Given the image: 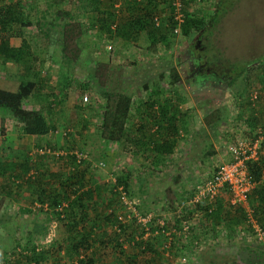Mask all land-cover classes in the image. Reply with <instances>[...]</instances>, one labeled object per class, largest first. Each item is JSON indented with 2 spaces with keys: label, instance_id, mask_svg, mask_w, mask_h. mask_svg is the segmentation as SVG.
<instances>
[{
  "label": "rangeland",
  "instance_id": "374dc122",
  "mask_svg": "<svg viewBox=\"0 0 264 264\" xmlns=\"http://www.w3.org/2000/svg\"><path fill=\"white\" fill-rule=\"evenodd\" d=\"M6 1L0 0V3ZM108 1H101V10L107 8ZM116 2L114 0L113 5ZM22 6L30 16L23 20L28 24L22 32L16 25H12L11 30L15 32L14 38L25 37L37 54L36 72L28 73V77H62L68 83L70 94L65 100L71 107L68 109L66 105L68 113L63 115L59 112L57 116L60 117L58 125L70 129L68 138L73 143L67 149L82 150L92 159L104 161L103 165L86 172L91 199H83L81 206L73 209L77 230L85 231L93 226L92 246L86 253L96 256L97 264H127L126 257L132 255L144 264H233L235 261L241 263V260L243 264L247 261L264 264V236L258 239L249 231L245 232V222L233 225L236 230L229 234L224 232L223 224L217 225L213 233L203 210L193 207L191 216L194 223L191 227L194 231L190 235L180 228V219L186 218L175 216L180 213L178 207L185 199L183 194L186 190L206 177L223 158L222 152L218 156L214 152L206 153L208 135L213 139L214 151L215 145L220 151L219 148L223 149L233 138L230 135L243 131L245 124L248 126L244 118L252 112L264 122V60H259L264 56V0H187L185 7L195 18L206 20L210 13L218 10L210 38L206 33L193 38L179 33L168 35L167 46L159 44L155 47L139 33L129 40L119 34L105 38L101 32L90 28L93 17L89 0H63L62 3L58 0H24ZM60 7L69 10L71 17L60 16L59 26L51 27L48 19ZM34 15L42 34L34 31ZM62 31L64 37L60 35ZM107 40L112 45L110 52L104 50ZM206 49L208 56L198 59L197 55ZM223 61L237 69L246 61L249 63L246 62L242 68L239 81L214 85L211 77L215 76L214 71ZM23 72L21 64L0 58V77H27ZM93 77H100L101 84L105 82L108 88L122 90L134 97L151 91L161 94L163 98L159 96V100L153 102L168 104L181 119L180 127L183 126L182 135L178 133V137L182 139L180 144L186 146L177 152L180 156L197 157L199 162H194L197 166L192 169L194 165L185 158L188 160L185 164L178 160L161 163L154 169L151 164L135 160L131 154L132 147L129 149V144L124 141L117 145L104 144L98 136V124L105 99L97 94ZM174 77L177 78L171 83ZM200 86L204 87L201 92L198 91ZM251 91L257 93L252 102L248 95ZM84 95L86 101L80 103ZM53 97L50 94L48 100ZM58 98L55 95L57 105ZM57 105H53V109H57ZM0 112L4 113L2 109ZM102 152L106 158L100 157ZM47 163L50 164L49 161ZM182 165L184 169H181ZM70 166L68 156L65 159L56 157L48 169H58L61 179H64L70 175ZM123 168L130 174L124 194L133 200L130 209L133 205L132 213L143 218V225L136 222L133 215L127 218L131 210L121 203L119 196L123 190L117 189L120 186L113 187L115 176ZM178 170L184 174L177 173ZM172 176H176V181ZM13 180L0 177V195L11 193L13 196L21 191L20 186L26 193L22 199L6 200L0 196V264H27L21 255L32 247L49 249L50 254L38 264L75 263L76 256L70 250L71 233L64 227L70 221L67 211H63L62 216L56 215L36 200L38 190L33 182L21 181L20 184ZM179 182L184 187L183 191L178 188ZM165 187L169 189L167 195L163 193ZM113 191L115 194L112 195ZM76 192L74 190L72 196ZM253 198L250 197L249 203L252 207H259L254 209V217L264 227V205ZM223 206L224 210L233 211L225 203ZM110 210L124 217L129 227H136L132 237L130 229H126L118 242L109 238L116 231V224L104 223L103 215ZM83 213L86 217L81 221ZM222 214L228 216V212L223 211ZM147 216L149 220H146ZM162 218L170 222L169 228L161 231L159 221ZM170 225L177 230H171ZM142 228L144 230L140 233ZM133 237L143 240L144 248L134 244Z\"/></svg>",
  "mask_w": 264,
  "mask_h": 264
},
{
  "label": "trees",
  "instance_id": "16d2710c",
  "mask_svg": "<svg viewBox=\"0 0 264 264\" xmlns=\"http://www.w3.org/2000/svg\"><path fill=\"white\" fill-rule=\"evenodd\" d=\"M58 1L61 3L63 2V0ZM101 1L102 0H89L91 5L90 10H92L91 14L93 17V19L89 23L90 28H93L95 31L101 32L105 38H113L114 35L119 34L123 38H126L128 40L132 38L134 39L138 32L142 31L144 33L145 40L148 43L154 45V47L159 44L167 46V42L169 40L168 35H173L172 29L175 25V21L170 15L171 7L168 3V0H123V3H120V6L118 7H114V0H109L108 5L106 6L107 8H105L104 10H101ZM186 2L187 0H183L185 17L183 23L180 26V35L193 38L197 35L199 36L202 33H206V36H209L210 38L212 28L214 27L213 22L218 17V10H214L213 13H210L209 17L206 20L202 18H195L191 14V12L186 9ZM159 3H162L161 7ZM24 14L25 17L28 16L26 15V13ZM155 14H158L160 16L161 20L159 24H155L153 20V15ZM62 15L69 16V18L71 17L69 10L60 7L58 8V11H55V13L51 15V18L48 19V24L51 27L59 26L60 22L58 20ZM23 20V6L20 0L0 3V58L3 60L12 61L16 64H21L24 69L23 73L28 77V73L32 72L31 74H35L36 72V66L38 62L37 54L32 51L30 43L24 38L21 39L20 44L16 47L11 46L8 43V36L10 35V31L13 27L12 25H16L17 27L27 25L28 22L25 21L23 23ZM112 23H115V29L110 28V25ZM36 26L38 31L42 34V28L41 26H38L37 20ZM60 35L64 37L63 31L60 32ZM209 45L210 43L207 44L208 48H210ZM206 50H203L200 55H197L198 59H201L203 56H208V50L207 54ZM259 60L263 62L264 56H262ZM248 61L250 60L248 59ZM224 62L225 61L221 62V66L217 71H214L215 76L211 77L214 79L212 81L214 85L220 84L222 82L225 83L235 80L236 82L239 81V75L243 71L242 68L244 67V65L246 66L245 62L244 64H242L243 66L240 65L237 69L233 66V64ZM195 64L197 67H200V65H198L196 62ZM262 72L264 74V65L262 68ZM99 78L100 77H93V84L97 94L103 96L105 101L98 124V136L100 139H102V141L105 142L104 144L115 143L117 145L120 142L124 141L126 144L131 143L133 147L134 140L129 137V131L125 126L132 96L130 93L123 92L122 90L106 87V83L104 82V84H101L102 80L99 81ZM176 78L177 77H174L170 82H174ZM35 87L36 85L34 82L26 80L20 81L14 91L0 89V109H2L5 113H7V115H10L13 119L16 120V122L20 124L23 133L28 135H43L52 129V125L47 121L44 114L40 110L26 109L22 106L24 100L35 90ZM203 89L204 87L200 86L198 88V91L201 92ZM151 92L155 93L154 91ZM53 100H49V105L53 104ZM81 101L82 98L80 99V103ZM250 102L252 101L250 100ZM149 103L150 104H148L147 106L151 107V109L153 105L157 106V109L153 110V118H157L159 120L163 119L165 125L167 124L165 128L164 125L155 122L156 128L154 132L150 134L149 141L146 142V145H143V143L139 145V147L141 146L140 148L142 151L147 152V154L145 155L147 159L146 163L153 165V168L157 169L163 162L162 158L172 152L173 147L175 146L174 137L175 135H178L183 126L179 127V125H181V119H177V115H175V113H172L173 109H169L168 104H163L164 102L156 104L155 102H153V100ZM167 108L172 112L168 110L170 112L168 114ZM244 122L248 124V126L245 124L244 128V131H246L248 135H250L249 133H252V131L256 127H261L262 129H264V122L261 121V119L257 116V113L252 112L250 115L246 116L244 118ZM3 132L4 130L0 126V134L4 135ZM165 132L166 136L161 137ZM231 136L232 135H230V137ZM232 139L233 138H231V140ZM206 149V153H208V155L213 154L214 150L211 145H208ZM75 150L80 153L86 154L85 151L78 149ZM63 151L67 153L62 154L61 157L65 158L66 156H68L71 163L69 170L70 175L68 177L61 179V172L57 170H46V173L39 171L38 166H36L34 162H32V155L29 153L28 159L25 158V160L23 161V165H21L20 167L18 176L11 174V177L9 178H11L12 180L20 179L22 182L26 183L33 182L38 188V191L35 195L36 200L39 201L41 205L45 204L46 208L51 209V211H53L58 216H62L60 214L63 212L55 211L54 207L61 201H65L66 207L63 209V211H67V215L70 216V221L69 223H65L64 227L71 233L70 237L72 238V242L70 250L76 256L74 257L75 263L70 264H97L96 256L88 255L86 253L87 249L89 250L92 246L93 237L91 233L93 226L88 227V229H85V231H82V229L77 230L76 227L78 222L73 209L79 205L81 206V201L83 199H91L92 191L89 187H87L88 177L86 176V172L89 169L92 170L97 167L92 166V163L93 161L98 160H94L86 154V157L81 158L79 161H77L74 154L68 153V151H72V148ZM100 157L106 158L103 152L100 154ZM11 169H14V167H12L11 165H7L6 170ZM248 169L252 175L253 180L255 181V186L247 195L248 203L250 201V197L253 196V199L257 200L261 205H264V150L259 154L257 160L249 163ZM46 176L47 178L45 179ZM129 178V172L124 168L121 169L114 178L115 183L113 184V187L117 188V186H120L123 192L126 193L129 184ZM175 178L176 176H172V179L174 181H176ZM193 188L194 185H192L191 188L186 190L185 194H183L185 196V199L178 207V212L180 213L179 215H175L180 216L179 218H186L180 220H191L188 231L185 232H189V234L191 233L190 235H193L194 231V229H192L191 227L194 223L193 216H191V210L194 206L188 203V200L193 194ZM74 190L77 192L72 196ZM113 192L112 195L115 194V192ZM70 196L72 197L70 198ZM225 199V192H223L216 198L210 211L207 210L208 207H202L203 216L205 218H208L207 222L210 224L209 229L211 230V232L214 233L218 227L217 225L223 224L224 232L229 234L230 232L232 233L236 230V227L233 228L235 225L240 224V222H245V226L243 227L245 232L248 233L249 231V234H253V237L257 238L256 231L248 220L245 209L239 205L230 206L227 204ZM224 203L233 211L231 212L224 210ZM67 207L68 209H66ZM249 207L251 210V215L254 218L257 227L260 228V230L264 231L263 225L257 223L256 220L258 219H255L254 217V209H258V205L252 207V205L249 203ZM223 211L228 212V216H224L222 214ZM83 215L84 216L80 217L81 221H84L86 217L84 213ZM103 222H115L116 231H114L109 238L114 239L116 242H118L119 236L126 229H130V231L132 232L131 237L133 236L134 230L136 229V227H129L127 222L125 223V221H120L113 210H110L105 215H103ZM167 222L170 221L165 220L163 225L160 226L161 228L159 229L161 231L169 228ZM171 226L174 228L173 225ZM143 230L144 229L142 228L140 233ZM133 242L140 248H144L143 245L145 244V242L143 240H138L133 237ZM151 251L154 254H157V251H155L154 249H152ZM49 254L50 252L47 247L41 249L32 247L26 253L22 254L21 257L24 258L27 264H38L39 262L44 261ZM8 261H11V258H9ZM126 262L127 264H144V262H138L137 256L133 255L129 258L126 257ZM233 264H243V261L241 260V263L240 261H235ZM246 264H250V262L247 261Z\"/></svg>",
  "mask_w": 264,
  "mask_h": 264
},
{
  "label": "crops",
  "instance_id": "0c3cea01",
  "mask_svg": "<svg viewBox=\"0 0 264 264\" xmlns=\"http://www.w3.org/2000/svg\"><path fill=\"white\" fill-rule=\"evenodd\" d=\"M13 1H16V0H7L6 2H13ZM20 2L23 3L24 0H20ZM23 11H24V8H23ZM24 13L25 11L23 12V15L25 18ZM33 19L34 20L37 19L36 15H34ZM17 28L20 32H22L21 30L24 29V26H19ZM34 31L35 32L38 31L37 26ZM138 33L140 34V36L144 35L142 31ZM14 35H15V32L11 30L10 35L8 36V43L9 45L16 47L20 44L22 38L21 37L14 38ZM26 80L34 82L36 87H35V90L24 100L22 106L26 109L40 110L44 114L47 121L52 125V129L43 135H28L22 132L20 124L16 122L15 119H13L10 115H7L5 112L4 113L0 112V126L4 130L3 132L4 135L2 139H0V168H3V169H0V177H7L8 181L12 180L11 178H9L11 177V174L18 176V173L20 172V167L21 165H23V161L25 160V158L28 159V154L31 153V151L34 148H39V147L44 146V147H49L51 149L53 148V149H58V150H67V147H69L73 143V141H71V139L68 138L69 136H64L59 132V130L62 129V126L58 125L60 117L57 118V116L60 114L59 112H63V115L68 113L67 112L68 110H66L65 108V106L68 105L69 103V102H66L65 100V98L68 100L69 94H70L68 83H66V81L62 77H0V89L14 91L20 81H26ZM50 94L54 96L52 99H50V100L54 99L52 102L53 103L52 105H49V100H48V96ZM55 95L59 97L58 99H60L58 105H57L58 102L57 103L55 102ZM159 96L160 98H163L161 94L152 93V92L147 93L145 95L139 94L136 97L134 96L131 97L132 98L131 105H130V108L127 114L125 126L129 131V134H130L129 137H131V139L134 140L133 141L134 145L132 147L131 143L130 144L128 143V144L130 147L129 149H131V147L133 149V150L131 149L132 151L131 154L132 156L133 155L135 156V160L142 161L143 163H146L147 159L145 155L147 154V152L142 151L140 148L141 146L139 147V145L142 143L143 145H146V142L149 141L150 134H152V132H154L156 128V123L164 125L165 128L167 125V124L165 125V122L163 121V119L159 120L157 118L156 119L153 118V115H154L153 110H156L157 106L153 105L152 109L151 107L147 106L148 104H150L149 103L150 101L159 100ZM53 105L54 106L57 105V109H53L54 107ZM70 107L71 105L69 104L68 109ZM168 108L170 109L169 106ZM168 108H167V111L169 110ZM169 111H168V114L170 113ZM172 113H175V112H172ZM177 119L179 118L177 117ZM180 126L181 125H179V127ZM179 133H180L179 136H181L182 132H179ZM165 136H166V132L161 137H165ZM208 136H209L208 145H211L213 147L214 145L213 139L210 135ZM181 140L182 139L179 138L178 135L177 136L175 135L174 137L175 146L173 147V150L171 153L167 154L166 156L162 158L163 164H168L170 162L178 161V160H180V162H183L185 164L188 162L187 159H190L193 165H194V162H199V159L197 157L193 158L185 154L183 156H180V154H178L180 152H177V151H182L184 147L186 146V145L183 146L182 144H180ZM219 149L220 151L216 149V145H215L214 154H216L217 156L220 154V152H222L221 151L222 148H219ZM61 156L62 155L58 156V158L65 159L64 157L62 158ZM55 159L56 157H53L50 155H39V154L32 155V162H34V164L38 166L39 171H42L45 173H46V170L50 171L48 167L51 164V162L55 161ZM47 161H49L50 164L47 163ZM7 165H11L12 167H14V169L6 170ZM196 166L197 165H194L191 167L192 169H194L193 167H196ZM164 167L168 168L167 166H164ZM184 168H185L184 165H182L181 169H184ZM177 173L184 174L183 172H181V170H178ZM46 178L47 176L45 177V179ZM13 181H15V183L18 182L21 184L20 179H14ZM177 184H179L178 188L181 187V191H183L184 187L181 186L180 182ZM20 187H19V190L21 191H17L16 194H14L13 196L11 195V193L1 194L0 196L6 200L8 199L12 200L13 198L22 199L26 191L23 189V186L21 188ZM161 188L162 186H159V189ZM178 191L181 192L180 189H178ZM179 192H176V193L179 195ZM163 193L164 194L166 193L167 195L169 193V189L165 187ZM192 211H194V208L191 210V212ZM173 229H175V227L174 228L171 227V230Z\"/></svg>",
  "mask_w": 264,
  "mask_h": 264
},
{
  "label": "built area",
  "instance_id": "2783aa9c",
  "mask_svg": "<svg viewBox=\"0 0 264 264\" xmlns=\"http://www.w3.org/2000/svg\"><path fill=\"white\" fill-rule=\"evenodd\" d=\"M122 0H117L114 4V7L120 6ZM197 1V0H193ZM168 3L171 7L170 15L175 21V25L172 29V34L180 33V26L184 21L185 11L183 0H168ZM162 3H159L161 7ZM167 4V3H166ZM153 20L155 24H159L160 16L158 14L153 15ZM111 29H115V23L110 25ZM104 50L110 52L112 50V45L109 40H107L104 45ZM257 96L256 91H251L249 93V99L254 101ZM82 101H86V96L82 97ZM59 132L67 136L70 132V129H60ZM247 134L246 131H240L239 133H235L233 139L227 142L222 149L223 158L212 171L200 182L194 185L193 194L191 198L188 200V203L192 204L197 210L202 209V207H208V211H210L213 207V204L216 198L223 192H225V200L230 206H241L245 209L246 216L248 220L252 224V227L256 231V236L258 239L263 237L264 231L260 230L257 227L254 218L251 215V210L248 203V193L255 186V181L252 178L251 173L249 172V163L258 159L259 154L263 152L264 148V129L261 127H256L252 133ZM3 137L0 134V139ZM67 152L58 149H51L49 147H39L34 148L32 154L39 155H50L53 157H58L59 155L65 154ZM68 153L74 154L77 161L81 158L86 157L85 153H80L77 150L73 149ZM102 160H98L96 163H92V166H101L103 165ZM118 190H122L121 187L117 188ZM121 203L127 209H130V205L134 204L133 200L129 199L125 196L124 192H120L119 196ZM45 207V205H44ZM66 207V202L61 201L58 203L54 210L58 212H63V209ZM131 213L127 214V218L130 219V216L133 215V219H136V222H141L144 224L143 218L138 217L134 211V206L130 209ZM62 215V213L60 214ZM120 221H124L125 218L120 215L117 216ZM150 217L147 216L146 220H149ZM166 219L162 218L159 221L160 226L163 225ZM181 231L187 232L188 228L191 224V220H181L180 221ZM174 230V229H173ZM33 264V263H32Z\"/></svg>",
  "mask_w": 264,
  "mask_h": 264
}]
</instances>
